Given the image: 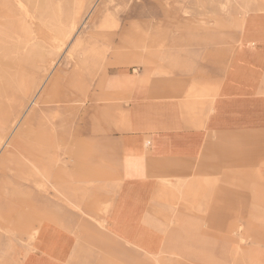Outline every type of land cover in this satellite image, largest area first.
Listing matches in <instances>:
<instances>
[{
  "label": "crops",
  "instance_id": "1",
  "mask_svg": "<svg viewBox=\"0 0 264 264\" xmlns=\"http://www.w3.org/2000/svg\"><path fill=\"white\" fill-rule=\"evenodd\" d=\"M262 5L228 54L170 35L164 59L107 74L102 129L74 146L96 171L6 264H264Z\"/></svg>",
  "mask_w": 264,
  "mask_h": 264
},
{
  "label": "rangeland",
  "instance_id": "2",
  "mask_svg": "<svg viewBox=\"0 0 264 264\" xmlns=\"http://www.w3.org/2000/svg\"><path fill=\"white\" fill-rule=\"evenodd\" d=\"M157 1L0 0V36L7 37L0 48V146L12 98L19 100L23 91L31 98L59 63L34 113L14 131L8 148L0 147V264L7 263L12 246L30 240L45 203L66 201L75 187L67 178L96 171L74 168L81 156L74 146L86 132L102 129L97 100L110 71L164 59L170 35L175 46L176 37L186 45L196 34H209L210 45L228 54L244 17L263 7V0ZM74 21L78 28L72 33ZM43 61L50 62L46 71Z\"/></svg>",
  "mask_w": 264,
  "mask_h": 264
},
{
  "label": "bare ground",
  "instance_id": "3",
  "mask_svg": "<svg viewBox=\"0 0 264 264\" xmlns=\"http://www.w3.org/2000/svg\"><path fill=\"white\" fill-rule=\"evenodd\" d=\"M112 1V0H110ZM18 2V1H17ZM96 3V2H95ZM80 15V14H79ZM31 21H33L31 19ZM78 28V25H77V21H74L71 25V32H75ZM61 29V28H60ZM2 31H4L5 29H1ZM11 33V32H10ZM12 34V33H11ZM76 34V33H75ZM4 34H1L0 36V48L3 47L7 42V37L2 36ZM24 41H26V37L25 39L23 38ZM58 42H61V40L59 39H54V43L57 45ZM59 43V44H61ZM26 44V42H25ZM64 44V43H63ZM62 44V45H63ZM34 48H36L35 46H33ZM32 46H30L29 48L32 49L33 48ZM63 47V46H62ZM61 49V48H60ZM12 52V51H11ZM28 58V55L26 56ZM44 63L42 64V67H44V71L47 70V66L50 65V62H47V61H43ZM45 64V65H44ZM58 62H54L53 63V66L52 68L50 69L49 71V74L50 72H52L57 66H58ZM28 71V70H27ZM27 71H26V75L25 77L27 76ZM49 74H47V76L45 78H42L40 80V83L38 84V88L37 90H35V93L32 95V97H28V95H30L29 93L27 94V91L24 92L22 94L19 93L20 95V98L19 100H16V98H12V105H11V116H9V118H7V120L9 119L11 122L9 124H6L4 126V129L6 131V134H3L4 136V139L2 142V148H8V146L11 144L12 142V137L13 135H15L14 131L19 127V125L24 122L25 120L29 119L30 116L34 113V111L36 110V106L40 103V99L42 100L43 99V96H44V92L46 91V84H47V81L49 79ZM21 81H22V78H21ZM23 82V81H22ZM24 83V82H23ZM26 90V88H25ZM29 92V91H28ZM18 94V93H17ZM27 94V95H26ZM47 94V92H46ZM19 101V102H17ZM24 102V103H23ZM18 105V106H17ZM18 107H21L18 111H17V108ZM21 112V114L19 115V113ZM16 120L14 123L13 121ZM12 124V126H11ZM25 124V123H24ZM22 126V125H20ZM22 128V127H21ZM22 132L20 131V134ZM18 134V133H17ZM6 135V136H5ZM1 140V139H0ZM1 148V149H2ZM8 150V149H7ZM12 152V151H11ZM8 154V153H7ZM11 155V154H10ZM7 156V155H6ZM4 158V157H2ZM9 158V157H8ZM11 160V159H10ZM5 162V161H4ZM1 163V162H0ZM5 164V163H3ZM1 167V166H0Z\"/></svg>",
  "mask_w": 264,
  "mask_h": 264
}]
</instances>
